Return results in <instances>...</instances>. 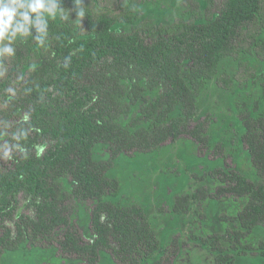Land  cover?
Masks as SVG:
<instances>
[{
  "label": "trees",
  "instance_id": "1",
  "mask_svg": "<svg viewBox=\"0 0 264 264\" xmlns=\"http://www.w3.org/2000/svg\"><path fill=\"white\" fill-rule=\"evenodd\" d=\"M149 1L81 0L80 18L74 0H61L70 17L49 19L43 45L34 29L0 43L15 49L0 55V264L55 250L75 264H173L187 242L163 243L114 168L183 136L211 166L175 196L172 214L233 199L240 208L202 245L215 264H264V0H205V9L184 0L191 17L169 24L141 18ZM210 83L231 92L234 122L198 115ZM85 204L91 240L78 222Z\"/></svg>",
  "mask_w": 264,
  "mask_h": 264
},
{
  "label": "rangeland",
  "instance_id": "2",
  "mask_svg": "<svg viewBox=\"0 0 264 264\" xmlns=\"http://www.w3.org/2000/svg\"><path fill=\"white\" fill-rule=\"evenodd\" d=\"M202 9L207 3L198 0ZM179 17H191L186 13L184 0H153L147 2L142 11L141 18H149L153 22L172 23ZM128 24H117L114 30L128 29ZM223 68L230 73L236 70L233 60L223 62ZM231 92L218 88L210 83L203 91L199 99L198 115L213 114L218 122H234V111L231 106ZM222 127L215 130V140L222 132ZM209 159L213 158L212 152H208ZM204 152L192 142L189 137L183 136L177 141H170L160 152L154 155L122 157L115 164V175L123 184V192L133 200L144 204L154 222L157 232L165 244H169L173 238L181 245L173 264H215L213 256L202 245L203 236L214 231L224 230L227 223L221 220L222 215H230L240 208V203L231 198H208L203 205L196 206V211L184 215H173L172 208L175 196L181 193L193 191L199 183L204 168H210L209 160L203 158ZM238 166L248 170L247 158L243 153L238 154ZM228 162L233 164L232 158ZM236 164V163H235ZM209 190L214 189L213 183L207 184ZM78 222L84 237L91 240L94 236L90 229V204L84 205ZM21 209L31 212L25 201H21ZM13 225V221L8 222ZM192 234L198 240L192 239ZM48 261L55 264H75L74 259L65 257L60 251L45 252L43 256L26 252L22 259L23 264H41ZM8 264H14L12 261ZM99 264H114L104 260Z\"/></svg>",
  "mask_w": 264,
  "mask_h": 264
},
{
  "label": "clouds",
  "instance_id": "3",
  "mask_svg": "<svg viewBox=\"0 0 264 264\" xmlns=\"http://www.w3.org/2000/svg\"><path fill=\"white\" fill-rule=\"evenodd\" d=\"M76 16L82 18L85 11L81 0H74ZM72 9L65 14L61 0H0V43L13 41L18 36L26 37L35 30L36 41L43 45L48 35L49 19L57 15L64 20L70 17ZM15 49L5 44L0 55H13Z\"/></svg>",
  "mask_w": 264,
  "mask_h": 264
}]
</instances>
